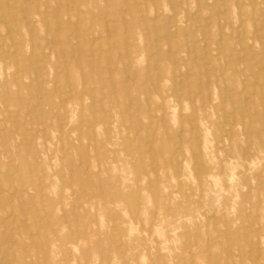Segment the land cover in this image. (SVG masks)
Masks as SVG:
<instances>
[{
	"label": "rangeland",
	"instance_id": "374dc122",
	"mask_svg": "<svg viewBox=\"0 0 264 264\" xmlns=\"http://www.w3.org/2000/svg\"><path fill=\"white\" fill-rule=\"evenodd\" d=\"M0 5V264H264V0Z\"/></svg>",
	"mask_w": 264,
	"mask_h": 264
},
{
	"label": "bare ground",
	"instance_id": "6f19581e",
	"mask_svg": "<svg viewBox=\"0 0 264 264\" xmlns=\"http://www.w3.org/2000/svg\"><path fill=\"white\" fill-rule=\"evenodd\" d=\"M7 3V2H6ZM0 7H1V5H0ZM220 12V11H219ZM218 12V13H219ZM239 13V12H238ZM160 15V14H159ZM218 15V14H217ZM56 16V15H55ZM1 17V16H0ZM37 17V16H36ZM54 17V16H53ZM154 17V16H153ZM23 18H25L24 16H23ZM43 18V17H42ZM77 18H78V15H77ZM252 18V17H251ZM14 20V19H13ZM56 20V19H55ZM3 22V21H2ZM219 22V21H218ZM4 23H6V22H4ZM56 23V22H55ZM242 23V22H241ZM46 24V23H45ZM255 24V23H254ZM107 25V24H106ZM58 26H59V22H58ZM249 26V25H248ZM107 27V26H106ZM55 29V28H54ZM107 31H108V27H107V29H106ZM153 30H155V29H153ZM152 30V31H153ZM238 31V30H237ZM8 32V31H7ZM239 32V31H238ZM11 37V36H10ZM171 37V36H170ZM239 37V36H238ZM207 38V37H206ZM205 38V39H206ZM220 38H222V34H221V37ZM219 38V39H220ZM227 38H228V36H227ZM253 38V37H252ZM12 40V39H11ZM17 40V39H16ZM174 40V39H173ZM218 40V39H217ZM12 42V41H11ZM16 42V41H15ZM77 42V41H76ZM221 42V41H220ZM169 43V42H168ZM71 44H72V42H71ZM74 44V43H73ZM76 44V43H75ZM252 44V43H251ZM250 44V45H251ZM154 45V44H153ZM155 45H157V44H155ZM154 45V46H155ZM195 45V44H194ZM73 46V45H72ZM14 47H16V46H14ZM75 47H77V46H75ZM170 47V46H169ZM16 50V49H15ZM240 50V49H239ZM105 51H107V50H105ZM168 51V50H167ZM175 52V51H174ZM262 52V51H261ZM196 55V54H195ZM243 55H244V53H243ZM43 56V55H42ZM91 56V55H90ZM169 57V56H168ZM158 58V57H157ZM174 59V58H173ZM251 59V58H250ZM175 61V60H174ZM29 62H31V61H28V63ZM174 64V63H173ZM253 64V63H252ZM257 64V63H256ZM128 65V64H127ZM154 65V64H153ZM29 67V66H28ZM80 67V66H79ZM207 66H205V68H206ZM51 68V67H50ZM263 68V67H262ZM261 69V68H260ZM187 70V69H186ZM259 70V69H258ZM188 71V70H187ZM251 73V72H250ZM129 75V74H128ZM250 75V74H249ZM35 77V76H34ZM186 77V76H185ZM187 77H189L188 75H187ZM200 79V78H199ZM263 79H264V77H263ZM201 81V80H200ZM43 82V81H42ZM250 82V81H249ZM254 82V81H253ZM256 82V81H255ZM201 83V82H200ZM209 83V82H208ZM242 83L244 84V82L242 81ZM258 84H261V83H258ZM254 85V84H253ZM260 85H258V87H259ZM208 87V86H207ZM243 87V86H242ZM255 87V86H254ZM253 87V88H254ZM260 90H261V88H260ZM216 91V90H215ZM255 90H253L252 92H254ZM251 92V91H250ZM198 94V93H197ZM209 94V93H208ZM253 94V93H252ZM262 94V93H261ZM181 95H182V93H181ZM195 96V95H194ZM249 96V95H248ZM247 96V97H248ZM245 98V97H244ZM247 99V98H246ZM260 100H261V98H260ZM262 101V100H261ZM70 104V103H69ZM61 107H63V106H61ZM180 108V107H179ZM234 111V110H233ZM232 116V115H231ZM163 117V116H162ZM234 118V117H233ZM64 119V118H63ZM161 120V119H160ZM233 120H235V119H233ZM190 121H191V119H190ZM113 122V121H112ZM155 122H157V121H155ZM235 122V121H234ZM190 123V122H189ZM195 123V122H194ZM233 123V122H232ZM233 127V126H232ZM193 128V127H192ZM262 129V128H261ZM184 131V130H183ZM186 131V130H185ZM252 132V131H251ZM245 133V132H244ZM193 134V133H192ZM249 134H251V133H249ZM199 135V134H198ZM197 135V136H198ZM194 136H196V134L194 135ZM199 137V136H198ZM184 138V137H183ZM184 140H186L185 138H184ZM188 141V140H187ZM181 142V141H180ZM203 144V143H202ZM175 151V150H174ZM200 151V150H199ZM194 156V155H193ZM192 156V157H193ZM258 161V160H257ZM192 165H194V163L192 164ZM199 165H201V163L199 164ZM198 167V166H197ZM255 175V174H254ZM8 216V215H7ZM257 252V251H256ZM259 257V256H258ZM226 264V263H225Z\"/></svg>",
	"mask_w": 264,
	"mask_h": 264
}]
</instances>
